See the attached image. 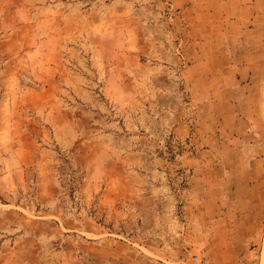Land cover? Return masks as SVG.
<instances>
[{
  "label": "rangeland",
  "instance_id": "obj_1",
  "mask_svg": "<svg viewBox=\"0 0 264 264\" xmlns=\"http://www.w3.org/2000/svg\"><path fill=\"white\" fill-rule=\"evenodd\" d=\"M0 0V264H264V0Z\"/></svg>",
  "mask_w": 264,
  "mask_h": 264
},
{
  "label": "crops",
  "instance_id": "obj_2",
  "mask_svg": "<svg viewBox=\"0 0 264 264\" xmlns=\"http://www.w3.org/2000/svg\"><path fill=\"white\" fill-rule=\"evenodd\" d=\"M184 2L188 4V7H186L188 11H196L201 4V0H185Z\"/></svg>",
  "mask_w": 264,
  "mask_h": 264
}]
</instances>
